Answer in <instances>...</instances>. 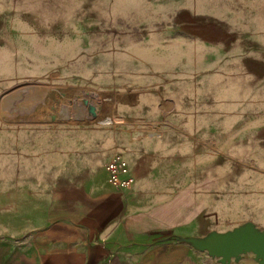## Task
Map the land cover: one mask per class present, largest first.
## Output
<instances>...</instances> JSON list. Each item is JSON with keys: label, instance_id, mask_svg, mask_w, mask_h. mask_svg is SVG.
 I'll use <instances>...</instances> for the list:
<instances>
[{"label": "rangeland", "instance_id": "1", "mask_svg": "<svg viewBox=\"0 0 264 264\" xmlns=\"http://www.w3.org/2000/svg\"><path fill=\"white\" fill-rule=\"evenodd\" d=\"M190 10L213 23L206 49L175 46ZM258 58L264 0H0V264H90L89 225L110 189L102 145L128 147L149 107L159 124L145 131L157 134L165 118L149 102L210 100L211 85L215 202L204 221L264 227V153L239 145L264 120ZM162 107L173 119L172 102Z\"/></svg>", "mask_w": 264, "mask_h": 264}, {"label": "crops", "instance_id": "2", "mask_svg": "<svg viewBox=\"0 0 264 264\" xmlns=\"http://www.w3.org/2000/svg\"><path fill=\"white\" fill-rule=\"evenodd\" d=\"M186 14H189L184 18L187 35L176 41L175 46L189 50L206 49L209 46L207 40H213V23L194 15L191 10ZM198 33L200 40L196 38ZM194 54L188 52L184 55ZM257 61L255 66L264 67V59L258 58ZM209 91L210 100L149 102L164 114L163 130L157 134L145 131L158 123L153 109L149 107L137 118L141 122V134L130 140L128 147L118 151L129 164L134 185L126 192H117L109 184L110 189H104L96 224L89 225L99 242L88 261L90 264H261L262 260L252 252L223 261L219 257L199 254L191 243L207 242L215 235H226L242 227L264 234V227L255 221L233 222L232 228L225 230L212 227L214 221H204L215 202L212 85ZM123 101L135 104L137 100H107L115 110ZM171 102L175 115L173 119H166L167 109L162 106ZM110 123L109 119L103 122L106 125ZM226 131L229 135V125ZM244 132L248 140L239 145L245 147V152L264 153V120L245 127ZM115 141L110 138L107 144L102 145V154L109 155L103 166L117 153L114 152ZM203 153L205 157L210 153V160L205 164L203 155L199 162V154ZM200 168H205V172H198ZM258 168H264V164ZM102 171L107 180L103 167ZM160 185L164 187L160 188ZM258 192L260 195L264 193ZM237 215L247 216L245 213ZM46 258H43L45 262Z\"/></svg>", "mask_w": 264, "mask_h": 264}, {"label": "water", "instance_id": "3", "mask_svg": "<svg viewBox=\"0 0 264 264\" xmlns=\"http://www.w3.org/2000/svg\"><path fill=\"white\" fill-rule=\"evenodd\" d=\"M199 250H205L213 257L223 261L236 257L242 253L252 252L264 264V234L250 231L249 227L236 229L226 235H215L207 242H191Z\"/></svg>", "mask_w": 264, "mask_h": 264}, {"label": "built area", "instance_id": "4", "mask_svg": "<svg viewBox=\"0 0 264 264\" xmlns=\"http://www.w3.org/2000/svg\"><path fill=\"white\" fill-rule=\"evenodd\" d=\"M103 170L106 173L107 182L113 190L123 192L133 187L134 178L122 153H114L104 164Z\"/></svg>", "mask_w": 264, "mask_h": 264}]
</instances>
